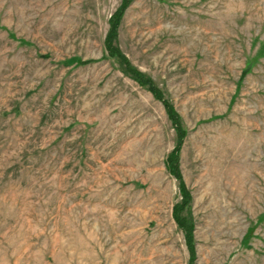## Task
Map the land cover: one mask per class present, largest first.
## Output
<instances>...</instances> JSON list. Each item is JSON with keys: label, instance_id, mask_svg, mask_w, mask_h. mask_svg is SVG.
Listing matches in <instances>:
<instances>
[{"label": "rangeland", "instance_id": "obj_1", "mask_svg": "<svg viewBox=\"0 0 264 264\" xmlns=\"http://www.w3.org/2000/svg\"><path fill=\"white\" fill-rule=\"evenodd\" d=\"M123 3L0 0V264H264V0Z\"/></svg>", "mask_w": 264, "mask_h": 264}, {"label": "trees", "instance_id": "obj_2", "mask_svg": "<svg viewBox=\"0 0 264 264\" xmlns=\"http://www.w3.org/2000/svg\"><path fill=\"white\" fill-rule=\"evenodd\" d=\"M126 5H127V0H124L122 7L119 10H117V12L114 14L112 21H111V28H110V31H109V34L107 37V43H106L108 49L110 50V52H112V54L121 57L122 61L125 63V66H127L126 58L120 53L118 47L115 44H116L120 20L122 18V15H123V12L126 8ZM127 70L129 71V74H131L133 78H135L138 81L145 82L149 86L151 91L154 92V94L157 97L162 98L158 89L153 85V83L150 80H146L144 78V76L142 74H140V72L131 68L130 66L128 67ZM166 107L168 109V113H169L171 119H173L174 123L176 124V128L179 131H181L180 120H179V117L174 110V107L168 103H166ZM182 140H183V137H182V135H180L178 145L176 146V148L174 149V151L170 154V156L168 158V169L172 172V174H174L180 180V187H181L182 194L185 198V202L182 203L180 206H176L175 211H174V216H175V219H176L178 225L186 232V234H187L186 236L188 238V243H189V245H192L190 247V249L194 253V247L192 244L191 222H190V220H187V218L185 216L181 215L182 210L185 208V206H187V203H188L187 200L189 198V192H188L186 185L183 181V178H182V175L180 172V168H179V155H180V147H181Z\"/></svg>", "mask_w": 264, "mask_h": 264}]
</instances>
